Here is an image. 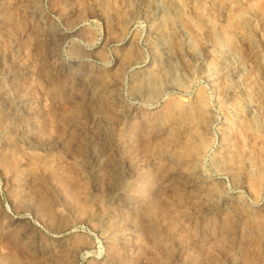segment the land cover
Segmentation results:
<instances>
[{
  "label": "rangeland",
  "instance_id": "1",
  "mask_svg": "<svg viewBox=\"0 0 264 264\" xmlns=\"http://www.w3.org/2000/svg\"><path fill=\"white\" fill-rule=\"evenodd\" d=\"M0 264H264V0H0Z\"/></svg>",
  "mask_w": 264,
  "mask_h": 264
},
{
  "label": "bare ground",
  "instance_id": "2",
  "mask_svg": "<svg viewBox=\"0 0 264 264\" xmlns=\"http://www.w3.org/2000/svg\"><path fill=\"white\" fill-rule=\"evenodd\" d=\"M175 30V29H174ZM177 31V32H176ZM175 32L176 36L178 35L179 38H180V43L183 45V46H188V39L184 33L183 30L181 29H177ZM152 33L158 35V33L156 31H153ZM149 45L150 47L153 49V55H154V59L151 60V62L154 64L153 66L149 67L148 65L145 66V68H142L141 69V72L139 73V77L138 79L140 80L141 83H145V84H148L151 82L152 79H154V69H155V64L156 63H159L160 60L163 59V50H165V47L166 46V42L164 41H150L149 42ZM149 68H152V69H149ZM89 73V72H88ZM92 73V72H91ZM97 73V72H96ZM88 75V74H87ZM93 76V75H92ZM96 77V76H95ZM90 78L92 79L93 77L90 76ZM89 79V78H88ZM93 79H96V78H93ZM97 80V79H96ZM89 81V80H88ZM101 80H99L98 82H100ZM87 82V81H86ZM88 83V82H87ZM85 86V85H84ZM94 92H102L104 94H110L109 90H108V86L107 85H104V84H99V85H96L95 88H94ZM90 91H92L90 89ZM92 93V92H91ZM90 95V93H88ZM113 97V95H110ZM110 96H108V98H110ZM91 97V96H90ZM106 97V96H105ZM89 98V97H88ZM107 98V97H106ZM245 107L247 109H251L252 107L249 105V103H246L245 104ZM130 112H126V114L128 115ZM99 135L100 137L102 138L103 142L107 145V147H111L113 145H115L117 142L115 141V139H113V134H112V131L109 127H99ZM95 159H96V163L99 166H104L106 168H110V164H109V160L108 161H105L104 158H102V156H97L95 155ZM189 175L192 176V181H194L195 183H198L199 180H198V177L197 175L195 174V171L194 170H190L189 171ZM208 201H211L208 199ZM214 202V201H212ZM15 218V217H14Z\"/></svg>",
  "mask_w": 264,
  "mask_h": 264
}]
</instances>
